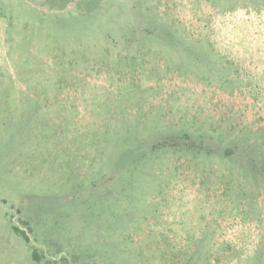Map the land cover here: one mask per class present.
<instances>
[{
    "label": "rangeland",
    "instance_id": "1",
    "mask_svg": "<svg viewBox=\"0 0 264 264\" xmlns=\"http://www.w3.org/2000/svg\"><path fill=\"white\" fill-rule=\"evenodd\" d=\"M0 264H264V0H0Z\"/></svg>",
    "mask_w": 264,
    "mask_h": 264
},
{
    "label": "trees",
    "instance_id": "2",
    "mask_svg": "<svg viewBox=\"0 0 264 264\" xmlns=\"http://www.w3.org/2000/svg\"><path fill=\"white\" fill-rule=\"evenodd\" d=\"M249 146V149H240V147H236V149H234L232 152L231 150H226V152L228 153H232V154H235L237 153V155L242 158L241 160H244L246 159L247 160V166L250 167L252 169L253 166L257 165V164H260L261 162V159H259V157L256 155H254L253 153H255L253 150L251 151L250 148H252L250 145ZM226 153V154H228ZM260 160V161H259Z\"/></svg>",
    "mask_w": 264,
    "mask_h": 264
}]
</instances>
